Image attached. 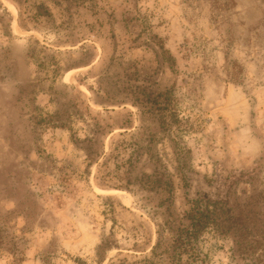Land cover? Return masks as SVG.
I'll return each instance as SVG.
<instances>
[{"label": "rangeland", "instance_id": "374dc122", "mask_svg": "<svg viewBox=\"0 0 264 264\" xmlns=\"http://www.w3.org/2000/svg\"><path fill=\"white\" fill-rule=\"evenodd\" d=\"M196 200L264 264V0H0V264H172Z\"/></svg>", "mask_w": 264, "mask_h": 264}, {"label": "trees", "instance_id": "16d2710c", "mask_svg": "<svg viewBox=\"0 0 264 264\" xmlns=\"http://www.w3.org/2000/svg\"><path fill=\"white\" fill-rule=\"evenodd\" d=\"M184 217L187 219L188 224L184 225L180 223L177 227H170L168 237L158 235L155 244L150 249L148 257L168 254L172 259V264H179L183 254H187V258L189 259L187 264H193L200 259L195 241L198 234L204 231L212 222L209 204L202 207L200 201L196 200L185 211ZM5 244L9 243L5 241L0 225V251ZM16 248L17 242L11 243V247H8L14 254ZM144 260L147 261L148 258L145 257Z\"/></svg>", "mask_w": 264, "mask_h": 264}]
</instances>
